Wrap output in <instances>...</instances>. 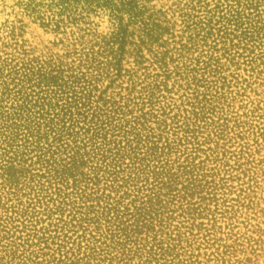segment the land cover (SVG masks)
<instances>
[{
    "label": "rangeland",
    "instance_id": "obj_1",
    "mask_svg": "<svg viewBox=\"0 0 264 264\" xmlns=\"http://www.w3.org/2000/svg\"><path fill=\"white\" fill-rule=\"evenodd\" d=\"M0 264H264V0H0Z\"/></svg>",
    "mask_w": 264,
    "mask_h": 264
}]
</instances>
